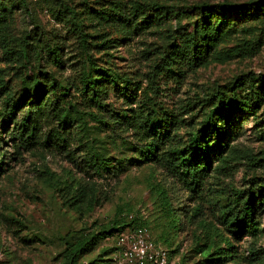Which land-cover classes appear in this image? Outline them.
Listing matches in <instances>:
<instances>
[{"label": "rangeland", "instance_id": "374dc122", "mask_svg": "<svg viewBox=\"0 0 264 264\" xmlns=\"http://www.w3.org/2000/svg\"><path fill=\"white\" fill-rule=\"evenodd\" d=\"M200 3L259 8L240 16L202 14L194 8ZM153 4L166 9L154 12ZM114 12L136 22L146 18L148 28L126 31L103 18ZM203 22L224 30L205 58L192 67L165 66ZM83 50L109 72L98 88L99 104L80 82ZM27 82L45 90L32 106L36 94ZM235 85L247 106H255L232 116L226 161L213 159L203 187L193 191L179 175L142 159L139 125L164 132L167 111L175 120L168 127L172 142L184 147L209 121L225 124L217 109ZM252 89L264 94V0H0V264H64L67 234L97 230L119 208L145 223L168 251L167 264H264V103L251 104ZM30 110L42 138L58 130L66 142L24 147L17 130ZM62 112L70 115L68 123L61 122ZM96 158L110 162L109 172L92 167ZM66 181L96 188L100 203L93 212L66 205L57 189ZM153 185L167 192L171 230ZM251 194L259 235L236 237L227 206ZM116 248L115 234L79 264H123L111 260L118 251L103 253ZM207 248L208 256L202 253Z\"/></svg>", "mask_w": 264, "mask_h": 264}, {"label": "trees", "instance_id": "16d2710c", "mask_svg": "<svg viewBox=\"0 0 264 264\" xmlns=\"http://www.w3.org/2000/svg\"><path fill=\"white\" fill-rule=\"evenodd\" d=\"M260 3V2H259ZM198 12L202 14L209 13L213 11L223 13L226 11H233L236 16L246 15L253 12H257L258 8L256 6L250 5H237V4H208L200 3L194 6ZM166 8L158 4H153L151 10L154 12H162ZM140 14V10H137L136 16ZM106 20H112L120 24L123 29L129 31L131 29L145 31L148 27L147 19L145 18L142 22H136L128 17L122 12L108 13L103 16ZM134 27V28H133ZM222 24L217 27H212L209 23H202L198 26L197 30L193 33L185 36L183 45H179L174 49L170 58L167 60L165 66L172 65H197L201 60H203L207 53L217 41L223 36ZM6 37V34L5 36ZM175 47V46H174ZM56 56V60L59 59L58 52L53 51ZM83 56V69L80 82L82 84L83 90L90 92V98L96 104H99L97 99L98 88L105 81V76L108 75L107 70H100L97 68L87 50L82 51ZM32 77V73L31 76ZM34 78V77H33ZM113 83L119 88L120 85L116 80L113 79ZM26 87L29 90L34 91L36 94V100L29 102V106L37 104L44 96L45 90L42 89L41 85L36 82L31 85L30 82L26 83ZM234 94L229 100L221 102L217 111L223 113L226 116L225 124L219 125L217 120L209 121L201 130L197 137L192 138L184 147L177 146L172 142V138L169 135V128L175 123L174 116L167 111L163 112V117L165 120L164 132L159 131L158 126L155 127V131L151 127L148 128L149 124L146 126L139 125L137 128L144 139V147L141 149L142 159L145 161L155 162L156 165H160L166 168L170 173H175L185 180V183L190 187L191 190L195 191L199 186H204L205 179L211 172L213 159H219L222 162L226 161L224 158V151L229 145V140L227 139L229 131L235 129L232 122V116L240 110H244L245 107L251 108L255 106V103H264V94L258 90H251L249 99L252 101L251 104L247 106L245 99L243 100L238 96L237 85L234 86ZM68 88H62L64 91L63 95H67ZM37 113V112H36ZM1 115V114H0ZM70 121V115L68 113L62 112L61 122L68 123ZM39 120L36 116L32 115L30 110L27 115L22 119V123L19 126L18 138L21 144L28 148L36 145H48V144H64L66 142L65 135L58 130H51L45 138H42L39 133ZM143 130V131H142ZM146 141V142H145ZM140 161V160H138ZM92 167L96 171H107L109 172L111 166L110 162H107L104 158L102 159H92ZM2 168L0 162V169ZM123 171L124 167L121 168ZM64 202L71 209L81 213L89 214L94 211L95 207L100 203L98 198L96 188L89 183L82 184L81 182H63L58 188ZM156 196V202L161 204L164 213L167 216L168 227L171 230L174 227V213L168 202L167 192L160 186H155L150 190ZM256 198L255 194H251L245 200L240 201L237 199L229 203L228 211L225 214L228 226L231 227V232L234 236L240 237L244 233H248L252 236H258L260 232V226L256 217ZM133 213L123 214L122 208L116 210L113 220L109 221L107 225L98 227L97 230H88L83 234L73 236L71 233L67 234V239L64 242V264H79L80 259L92 252L98 247L101 241L107 240L113 237L115 234L118 235L124 230L136 228L145 223L138 217L135 216L131 218L130 215ZM227 244L231 247L230 240H227ZM118 251L115 250H104L103 253L113 255ZM209 250L202 249V253L206 256L209 255ZM114 261V258L111 257Z\"/></svg>", "mask_w": 264, "mask_h": 264}, {"label": "built area", "instance_id": "2783aa9c", "mask_svg": "<svg viewBox=\"0 0 264 264\" xmlns=\"http://www.w3.org/2000/svg\"><path fill=\"white\" fill-rule=\"evenodd\" d=\"M131 218L134 214L130 215ZM118 252L114 260L123 264H167L168 251L158 245L145 225L118 234Z\"/></svg>", "mask_w": 264, "mask_h": 264}]
</instances>
